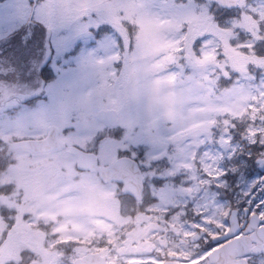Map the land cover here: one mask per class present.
Wrapping results in <instances>:
<instances>
[{"label":"snow or ice","instance_id":"6c2138e0","mask_svg":"<svg viewBox=\"0 0 264 264\" xmlns=\"http://www.w3.org/2000/svg\"><path fill=\"white\" fill-rule=\"evenodd\" d=\"M0 264H264V0H7Z\"/></svg>","mask_w":264,"mask_h":264},{"label":"rangeland","instance_id":"374dc122","mask_svg":"<svg viewBox=\"0 0 264 264\" xmlns=\"http://www.w3.org/2000/svg\"><path fill=\"white\" fill-rule=\"evenodd\" d=\"M7 2V0H2V1H0V10H2L3 9V6H4V4ZM253 179H255V177H253ZM92 209H89V211H91ZM98 225H101V226H104L103 224H97V226Z\"/></svg>","mask_w":264,"mask_h":264},{"label":"flooded vegetation","instance_id":"af4514ba","mask_svg":"<svg viewBox=\"0 0 264 264\" xmlns=\"http://www.w3.org/2000/svg\"><path fill=\"white\" fill-rule=\"evenodd\" d=\"M97 227H99V228H104L105 226L98 225Z\"/></svg>","mask_w":264,"mask_h":264}]
</instances>
